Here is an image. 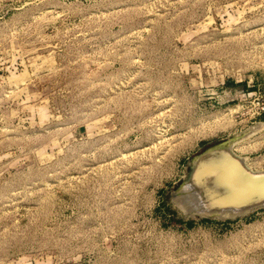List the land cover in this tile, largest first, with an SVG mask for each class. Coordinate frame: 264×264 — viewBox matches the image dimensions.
Returning a JSON list of instances; mask_svg holds the SVG:
<instances>
[{"label":"rangeland","instance_id":"1","mask_svg":"<svg viewBox=\"0 0 264 264\" xmlns=\"http://www.w3.org/2000/svg\"><path fill=\"white\" fill-rule=\"evenodd\" d=\"M261 109L264 0H0V264H264V206L177 200Z\"/></svg>","mask_w":264,"mask_h":264},{"label":"bare ground","instance_id":"2","mask_svg":"<svg viewBox=\"0 0 264 264\" xmlns=\"http://www.w3.org/2000/svg\"><path fill=\"white\" fill-rule=\"evenodd\" d=\"M253 130L242 136L239 135L232 138L222 147L217 146L212 148V150L215 151L213 154H207L196 160L193 173L188 182L189 185L185 188L186 193H182L177 197L178 199L176 198L181 202V204H179L180 202L178 204L182 207L184 212L193 209V203L198 206L199 204L197 202L200 203L201 201L199 209L216 204L224 205L228 207L222 210L221 216H233L234 212H232V210L234 211L238 208L244 213L249 211L248 207L242 206L248 202L254 192H259L264 196V183L257 184L247 179V177L258 179L263 177L261 175L264 174V169L252 171L246 166L243 158L238 157L230 150V146L234 141L236 143L244 139L253 133ZM203 173H208L210 175L209 188L213 185L216 186L217 189H221L223 193H226L225 197H213L207 193V190L205 192L208 195L204 196V187L200 183V177Z\"/></svg>","mask_w":264,"mask_h":264},{"label":"water","instance_id":"3","mask_svg":"<svg viewBox=\"0 0 264 264\" xmlns=\"http://www.w3.org/2000/svg\"><path fill=\"white\" fill-rule=\"evenodd\" d=\"M230 141V140H229ZM227 141V142H229ZM226 142V143H227ZM225 143L223 144H220V145H217L219 147H222ZM215 146V147H217ZM214 148V147H212ZM212 148H209L208 150L204 151L203 153H201L200 155L196 156L193 160H192V163H191V171L188 175V177L181 183L180 185V188L179 190L177 191L178 193V196L182 193H186V189L188 187V182L190 180V177L193 173V169H194V165L196 164V160L197 159H200L202 158L203 156H206L207 154H213L215 151L212 150ZM216 151H222V150H216ZM261 178H248V180H251L253 183H257V184H263L264 183V174H262ZM200 180H201V185L204 187V190H203V193H204V196L210 194L211 196L213 197H225V192L223 193V191L221 189H217L216 186H212L211 188L210 185H209V182H210V175L207 173H203L202 176L200 177ZM210 189V191H209ZM208 191L206 194L205 191ZM199 205H201V201L200 203L197 202ZM199 205H195V203L192 204V208L193 209H190V211L186 212L187 215H191V216H220V217H224V216H221V212L223 209L227 208L228 206H222V205H212L210 207H202L199 209ZM261 206H264V196H262L259 192H254L252 194V196L249 198L248 202L246 204H244L242 207H248L249 208V211H251L252 209L254 208H257V207H261ZM247 211V212H249ZM232 212H234L233 216L235 215H243L245 214L244 212L241 211V209H235L234 211L232 210ZM246 212V213H247Z\"/></svg>","mask_w":264,"mask_h":264},{"label":"built area","instance_id":"4","mask_svg":"<svg viewBox=\"0 0 264 264\" xmlns=\"http://www.w3.org/2000/svg\"><path fill=\"white\" fill-rule=\"evenodd\" d=\"M262 110V111H261ZM260 111L257 112V114H261L262 112H264V109H261Z\"/></svg>","mask_w":264,"mask_h":264}]
</instances>
